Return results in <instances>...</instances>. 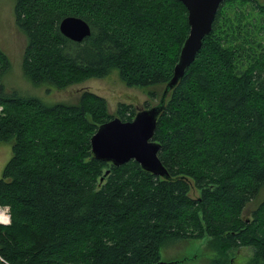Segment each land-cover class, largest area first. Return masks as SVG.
<instances>
[{
	"label": "trees",
	"instance_id": "trees-1",
	"mask_svg": "<svg viewBox=\"0 0 264 264\" xmlns=\"http://www.w3.org/2000/svg\"><path fill=\"white\" fill-rule=\"evenodd\" d=\"M68 17L90 35L61 34ZM13 18L26 41L22 73L57 91L118 69L128 86L163 92L189 32L177 0H13ZM9 69L0 47V144H11L0 264H160L164 245L203 238L224 252L250 247L251 264H264V0L222 2L167 92L153 141L168 179L135 161L103 172L91 137L114 118L106 102L84 94L49 106L8 94ZM123 109L119 119L131 121L136 113Z\"/></svg>",
	"mask_w": 264,
	"mask_h": 264
},
{
	"label": "rangeland",
	"instance_id": "rangeland-1",
	"mask_svg": "<svg viewBox=\"0 0 264 264\" xmlns=\"http://www.w3.org/2000/svg\"><path fill=\"white\" fill-rule=\"evenodd\" d=\"M226 7L229 8V5ZM25 43V37L17 29L13 18V0H0V47L6 52L10 63L9 72H6L3 78L5 91L8 94L35 96L49 106L77 105L79 98H82L84 94H94L106 102L107 113L114 118H119L117 111L120 105L124 107V111L120 114L123 116L130 112L137 113L141 109L153 107L158 102L162 87L128 86L118 69H111L103 78L89 79L62 91L50 89L46 87V83L33 84L22 73L20 67ZM10 157L11 144H0V178ZM110 165V163L107 164L103 172L108 171L111 168ZM197 194L195 190L190 192V196L193 197ZM258 203L259 200L253 203V210L256 209ZM1 208L7 212L5 207ZM8 215L10 217L9 207ZM213 241L211 238H203L168 243L160 249V260L163 262L180 261V264H210L212 259H220L228 264H251L252 248L243 247L239 250L224 252L226 250L216 248ZM222 252L224 254H221Z\"/></svg>",
	"mask_w": 264,
	"mask_h": 264
},
{
	"label": "water",
	"instance_id": "water-1",
	"mask_svg": "<svg viewBox=\"0 0 264 264\" xmlns=\"http://www.w3.org/2000/svg\"><path fill=\"white\" fill-rule=\"evenodd\" d=\"M187 11L189 26L174 67L173 77L165 86L156 106L139 111L130 122L112 119L103 123L91 139L93 157L114 166L135 161L152 175L168 179L157 153L160 145L153 141L158 116L163 109L167 92L172 90L192 62L202 39L211 31L217 10L225 0H177ZM61 34L80 42L90 35L89 25L80 18L68 17L59 25ZM160 264H163L161 262Z\"/></svg>",
	"mask_w": 264,
	"mask_h": 264
},
{
	"label": "built area",
	"instance_id": "built-area-1",
	"mask_svg": "<svg viewBox=\"0 0 264 264\" xmlns=\"http://www.w3.org/2000/svg\"><path fill=\"white\" fill-rule=\"evenodd\" d=\"M7 221V217H6V211H1L0 212V222H2V224L6 223Z\"/></svg>",
	"mask_w": 264,
	"mask_h": 264
},
{
	"label": "bare ground",
	"instance_id": "bare-ground-1",
	"mask_svg": "<svg viewBox=\"0 0 264 264\" xmlns=\"http://www.w3.org/2000/svg\"><path fill=\"white\" fill-rule=\"evenodd\" d=\"M100 127V126H99ZM99 127L97 128V130H96V132L92 135V137L97 133V131H98V129H99ZM92 137H91V139H92ZM92 148V147H91ZM139 165H140V163H139ZM140 167L142 168V166L140 165ZM143 169V168H142ZM144 170V169H143ZM144 171H146V170H144ZM148 172V171H147ZM150 173V172H149Z\"/></svg>",
	"mask_w": 264,
	"mask_h": 264
},
{
	"label": "clouds",
	"instance_id": "clouds-1",
	"mask_svg": "<svg viewBox=\"0 0 264 264\" xmlns=\"http://www.w3.org/2000/svg\"><path fill=\"white\" fill-rule=\"evenodd\" d=\"M2 225H4V224H2Z\"/></svg>",
	"mask_w": 264,
	"mask_h": 264
}]
</instances>
